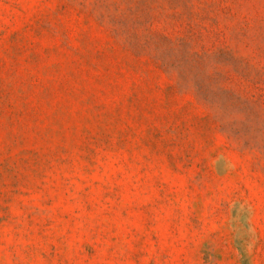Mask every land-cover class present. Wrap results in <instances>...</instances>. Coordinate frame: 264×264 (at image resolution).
Returning a JSON list of instances; mask_svg holds the SVG:
<instances>
[{"label": "rangeland", "instance_id": "rangeland-1", "mask_svg": "<svg viewBox=\"0 0 264 264\" xmlns=\"http://www.w3.org/2000/svg\"><path fill=\"white\" fill-rule=\"evenodd\" d=\"M0 264H264V0H0Z\"/></svg>", "mask_w": 264, "mask_h": 264}]
</instances>
